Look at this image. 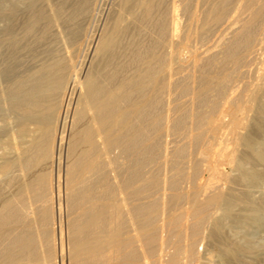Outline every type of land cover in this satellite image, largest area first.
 <instances>
[{
    "label": "bare ground",
    "instance_id": "6f19581e",
    "mask_svg": "<svg viewBox=\"0 0 264 264\" xmlns=\"http://www.w3.org/2000/svg\"><path fill=\"white\" fill-rule=\"evenodd\" d=\"M80 1L70 19L84 15L99 24L109 12L104 0ZM113 18V25L86 31L75 50L82 58L73 82L59 76L65 68L59 60L39 68L47 81L27 74L11 84L25 95L12 101L25 114L55 109L58 96L39 94L45 89L60 94L68 86L75 105L61 125L21 123L13 131V156L0 155V172L12 174L6 185L15 188L4 195L0 185V264L57 263L63 182L67 207L80 209L67 218L69 264H181L183 257L196 259L208 222L221 262L239 264L234 240L219 235L232 203H264V189L252 192L264 184V75L248 83L264 0H123ZM100 57L103 71L94 66ZM228 111L234 112V146L226 157L233 164L203 165L196 156L212 147L218 120ZM240 112L247 114L241 118ZM205 169L232 185L186 189L184 183ZM213 206H221L222 216H213Z\"/></svg>",
    "mask_w": 264,
    "mask_h": 264
},
{
    "label": "rangeland",
    "instance_id": "374dc122",
    "mask_svg": "<svg viewBox=\"0 0 264 264\" xmlns=\"http://www.w3.org/2000/svg\"><path fill=\"white\" fill-rule=\"evenodd\" d=\"M16 1L15 0H0V20H2L0 21V33H1L0 34V140L2 141V143H0L1 144L0 150L2 149L0 151L1 152L0 155L4 153L5 157L13 156L12 153L14 152V147H15V144L13 142L14 141L13 131L16 130V128H18L21 123L25 122V123H29L30 126L32 125L34 126V124L31 123L34 120H50L53 122L56 121L55 123L57 125H61L63 122V121L61 122V120H64L67 115L70 117L73 111L72 109L74 108V105H75V99H74V103L73 101L69 99V95L67 93L68 86L67 88L62 90L60 94L58 93L59 91H57L56 93L55 90H46V89L43 90V93H42L41 91L42 89H39V91H41L39 92V94L43 96L47 95L48 97H53L54 93L55 95L57 94L58 103L56 104L55 109L51 111H46L44 113L43 112H30V113L27 112L25 114L23 110L16 108L12 104V101L16 100L15 98L18 99V98L24 97L25 95L23 96L24 93H18L19 95L16 94L15 91H13V89L11 88L12 87L11 84H13V82L17 80L18 78L27 77V74L28 75L33 74L31 76L35 78L40 77V75H42L41 74L42 72L41 73L38 72L39 68L42 67V69L44 68V70H46L45 69L46 67L47 68L51 67L52 63H55L59 60L60 61L63 60L62 63H64L65 65V68L62 70V72L58 73L60 74L59 76L64 78L67 84H69L70 82H73L74 78H76V73H78L77 70L80 71V69H78L79 68L78 66L80 65V60L82 58L79 55V53L76 52L75 50L78 45L84 43L86 31L90 30V28L94 29L95 27L96 28L102 27L104 22L106 23V25H110V24L113 25L112 24L114 22L113 19H115L113 18V16H115V13H117L118 9L123 3V0H104V6L106 7V10H107L106 13L108 11L110 12V13L108 12L109 15L108 13L106 15H108L110 19L107 18L106 15H104V17L102 18V21L101 19L97 21L99 24L95 22L93 24L91 20L89 21V19L84 15L79 16L77 20L76 18H74V20L69 18V15H70L69 13H71L77 7V5L81 2L80 0H65L66 2L64 0H56V1L55 0H16ZM70 5L72 6L74 5V6L72 7ZM6 17L9 19H7ZM65 17L67 18L65 19ZM92 25H94L95 27H93ZM61 27H63V29ZM96 28L95 30H98ZM260 28L261 29L259 28L257 29L259 30L257 37L259 39V35H260V39L258 40V42L256 40V44H255V49L256 48L258 49V50L256 49V52L258 51L256 55L257 54L258 55H257L256 62L251 66L252 73L250 77H248L249 85H252L260 81L261 80L260 77H263L264 75V71H263L264 70V32H263L264 25L261 26ZM61 33L63 36L61 35ZM100 58L101 59H99L98 61L94 63L95 64L94 66L98 69L100 68V71H103V69L105 68L104 67L105 61L102 59V57ZM260 74H263V75L260 76ZM46 76H47L46 74L42 75L41 79L43 81H47V79L45 80ZM55 76L56 75H54L53 78H57V76L56 77ZM3 88L4 90L2 91ZM8 91L9 93L10 92L12 93L9 94L7 93ZM45 91H47L46 95L44 94ZM53 91L54 93L52 95L51 92ZM246 92L247 91L245 90V93ZM247 98H248L247 95H242V99L244 103L245 101L247 103ZM71 106L73 108H71ZM68 108L69 109L71 108V109L69 110ZM246 112L249 113V111H246ZM247 113L240 112L239 116L241 117L242 115L241 118H243ZM233 117H234V112L228 111L226 114L222 116L220 120H218L219 136L217 134V138H215L212 141L213 145L211 148L207 149L206 155L200 154L199 156L198 154L196 156V158H198L200 162L203 163V165L210 164V166L212 167L213 166L216 167L215 165H217L218 167L220 166L219 167L220 169H222V167L225 168L226 166V169H228L233 164V162L231 161L232 160L231 157L229 158L226 157V156H230L231 150L234 146V141L232 139L233 124H230V122L232 123L233 121ZM5 142L7 143L6 145H8V143L9 145L6 146ZM11 144H12V147H11L12 150L10 149ZM5 147H7L8 149ZM4 149L5 150L7 149L8 150L7 152L9 153L7 154V152L5 151L6 152L5 154ZM221 152H222V155H221ZM214 156L215 157L217 156V157L215 158ZM207 158L208 160H206ZM65 159H66V147L63 149V161ZM204 159H205V162L202 161ZM260 167H263V166L260 165ZM164 170H165L164 168L160 170L161 176L165 175L164 173L166 171L164 172ZM56 171H57V166L54 172ZM6 173L0 172V183H1L0 185H2L4 188L3 189L4 195L11 194V192H13V190L15 189L14 186H12L13 187L12 188L10 185H6V181L9 178V174H11V173H8V176H7ZM61 173H62V179H63L62 181H64V176H65L64 164L62 166ZM201 173H202V170H201ZM210 173L212 175H210ZM199 175H198L199 177L195 178V180L198 182H196L194 179H192V182L186 181L187 183L186 182L184 183L185 188L186 189L192 188L191 186H193L194 188L195 186L200 184L201 189L204 191V189L208 188L209 186H211L212 184L218 181H220L223 187L225 186L224 187L225 190H226V187L228 188L229 186L232 185L231 182L229 183V181L227 180H224V179L219 180L218 179L219 175L214 169H210V170L205 169V171H203V174H199ZM20 182L21 184H23L22 181ZM203 187H206V188L203 189ZM62 189H63L62 191L63 195L61 193V203L64 205L62 207L63 209L62 212L63 211L65 212L68 211V212L62 213V215L65 214L62 216V222L64 221V224L61 225L59 220H57L58 223L56 222L57 223L56 224V237H57L56 242L58 246L57 247L58 251L56 250L57 253L55 256V260L57 261L56 264H64V263L69 264L70 262L69 251H68L69 250L68 248L69 247V228L67 227L68 226L67 222L69 218H74V215L76 216L79 213L80 209L75 210L74 212L72 208L67 207L68 206L66 204L67 201H65L67 198H66V191H65L66 188L64 186V182L62 185ZM262 189H264L263 183L261 185L253 187L252 192L255 191L254 194L257 193L255 195H259ZM203 191L201 193H203ZM62 200L64 203L62 202ZM55 201H56L55 208L57 209L55 210L58 212L59 202H58L57 196L55 198ZM232 204L233 205H231V207L229 206L230 215L228 214L226 217L222 216L223 210H221L222 208L220 209L221 206H216V207L213 206V208L211 209L213 216H218V215L222 216L223 222H225L224 224L225 227L222 233H220L219 237L220 238L227 237L228 239L232 241L234 240L235 242L237 241V243H239V244H235V242L233 241L234 246L232 244V246L235 247L236 249L238 247L237 256H239L240 259L238 257L237 258L239 259L238 260L239 264H246L247 262H248L247 264H252V263L253 264H264V240H263L264 239V203H232ZM217 207H219L218 210H217ZM219 212L221 213L219 214ZM207 224H206V228L203 229V231L201 232L198 238V240H201V241L197 240V243L195 245V251L197 254L196 259L192 260V259H188V257L187 258L183 257L181 260V264H204V263L224 264L223 262H221L218 252H216L219 249L218 248L214 249L215 247L213 248L212 247L213 245L210 244L209 236L207 234L208 229H210V222H208ZM33 225L35 227L36 225L38 226L39 224H37L36 221H33ZM59 225L63 226L62 227L63 235L65 232V236H63L64 252L66 253L64 256V258L66 259V260L64 259L65 262L61 260L62 258L61 253H60V250H61L60 248L61 229L60 228L61 227ZM39 228L40 227L38 226L36 230H38ZM209 255L211 256V260L209 258ZM163 264H167V262ZM225 264H229V263L227 262Z\"/></svg>",
    "mask_w": 264,
    "mask_h": 264
}]
</instances>
